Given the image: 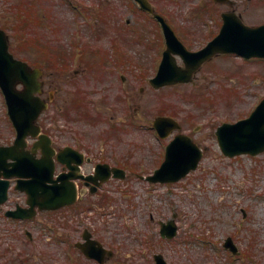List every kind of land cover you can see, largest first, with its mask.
I'll return each instance as SVG.
<instances>
[{
    "label": "rangeland",
    "instance_id": "374dc122",
    "mask_svg": "<svg viewBox=\"0 0 264 264\" xmlns=\"http://www.w3.org/2000/svg\"><path fill=\"white\" fill-rule=\"evenodd\" d=\"M22 1L27 4L23 20L31 14L29 6L36 17L25 29L18 26L21 19L15 9ZM151 1L194 49L204 46L219 31L223 11L235 10L250 25L264 23V0H235L234 5L214 0ZM131 4L130 0H0V26L10 34L11 50L17 57L45 69L47 98L49 91L56 89L57 101L44 114L46 122L54 119L62 130L66 122L64 107L81 91L94 112L100 104H116L122 110L124 103L115 97L121 89L113 85L120 83L118 75L106 81L104 74L112 68L131 69L135 79L131 103L137 117L150 123L167 103L166 114L179 118L185 131L191 132L204 149L198 168L184 179L157 185L137 179L130 184L121 183L115 192L117 200L95 206L92 220L88 221L96 220L93 226L98 235L118 249V258L111 264H155L153 255L157 252H162L170 264H264V151L229 157L223 154L216 137L220 124L247 117L264 97V59L219 54L198 71L195 85L155 89L149 78L154 76L164 49L163 41L156 40L155 25L159 24ZM99 13L105 18L99 20ZM126 19L132 21L128 26L124 24ZM29 38L31 42L25 44ZM116 38H120L118 46ZM43 51L61 56L54 60V70ZM112 53L119 61L130 60L114 64ZM79 55L84 58L76 60ZM103 57L106 62L101 63ZM90 61L100 70L90 72ZM62 62L69 63L66 70L60 68ZM96 73L103 78L99 79ZM203 95L212 101L200 103ZM74 112L80 113L76 109ZM82 124L91 132L102 128L91 126L85 119ZM131 137L137 169L151 173L164 151L163 142L153 131L137 127ZM171 138L163 140L169 142ZM12 139L14 131L0 88V142ZM155 153H160L156 161L152 160ZM105 205L107 209L101 210ZM66 213H61L62 221ZM174 215L179 227L177 236L170 240L161 238L159 220ZM228 236L237 243L240 255H233L224 247ZM14 238L0 237V243L6 241L4 246L0 244L4 251L2 264L66 263L62 246L57 243L44 245L48 259L36 262L37 252L31 241L24 234Z\"/></svg>",
    "mask_w": 264,
    "mask_h": 264
},
{
    "label": "flooded vegetation",
    "instance_id": "af4514ba",
    "mask_svg": "<svg viewBox=\"0 0 264 264\" xmlns=\"http://www.w3.org/2000/svg\"><path fill=\"white\" fill-rule=\"evenodd\" d=\"M64 65L67 66V62ZM89 70L95 71L91 68ZM118 71L119 69L112 68L104 75L106 81L111 80L110 76L118 75L120 83L113 85L121 89V94L115 97L117 102L124 103L122 110L116 104L112 107L100 104L102 108H97L98 111L94 112L81 91L80 96L69 100L64 107L66 122H63L62 130L54 123V119L45 121V112L38 118L37 124L41 127V134L46 137L41 139L40 135L28 136L24 147L20 146L0 156V186L9 184L7 200L0 204V237L14 241L15 235H26L37 252L34 254L36 262L48 259L43 246L49 243L62 246L64 262L66 261L64 264H111L118 258V249L114 245L106 244L98 235L97 228L93 226L96 220L88 221L92 217L87 208L93 211L101 202H115V192L121 183L130 184L136 179L145 181L142 176L150 174H143L140 172L142 169H137L131 137L136 129V109L131 103L135 79L132 78L131 69L120 73ZM96 74L99 79L103 78L101 73ZM55 90L49 91L52 104L57 101ZM42 96L46 97L45 90ZM75 101L81 105H75ZM85 106L90 108L92 115H87ZM74 109L80 113H72ZM84 119L91 126L102 128L97 132L87 131L82 124ZM14 140L15 132L14 139L0 142V145L11 146ZM153 159H157L156 153ZM39 177L41 181H36ZM145 182L158 184L147 180ZM57 185L65 187V192L70 197L71 188L76 187V202L58 210L42 208L54 198ZM15 209L22 210L24 216L16 218L8 213ZM64 211L67 213L64 215L65 221H62L61 213ZM57 221L59 225L55 226ZM88 233L91 235L85 239L84 235ZM91 240L99 241L111 250L103 254V263L76 246L78 242H82L87 248ZM5 242L0 244L4 246ZM9 245L15 246L14 243ZM97 247L98 244L94 243L91 252H95ZM3 254L4 251L0 249V264ZM72 257H75L74 263H70L68 259Z\"/></svg>",
    "mask_w": 264,
    "mask_h": 264
},
{
    "label": "water",
    "instance_id": "95a60500",
    "mask_svg": "<svg viewBox=\"0 0 264 264\" xmlns=\"http://www.w3.org/2000/svg\"><path fill=\"white\" fill-rule=\"evenodd\" d=\"M141 6L152 11L148 0H138ZM229 1L231 0H218ZM155 15L163 22L168 36L169 49L161 64L158 75L153 79L156 87L164 84L189 81L192 74L206 60L217 53L237 52L245 57H264V24L249 26L235 12L223 13L224 24L220 33L208 45L199 51H189L177 38L169 24L163 17ZM172 53H180L187 64L186 69L177 66ZM42 75L40 68H32L26 61L16 59L9 50V36L0 29V86L6 96L9 114L18 130L16 143L24 141L29 134H37L36 119L47 108V102L41 99L36 92L41 90ZM23 84L24 89L18 85ZM156 126L163 136H167L171 129L179 127L171 117H158ZM217 136L222 150L226 155L234 156L241 153L257 154L264 150V100L258 105L252 115L238 123H224L218 128ZM15 148L8 147V150ZM5 147H0L2 152ZM202 156L198 145L186 135H179L168 146L167 157L162 167L152 179L178 180L185 176L191 169L196 168ZM7 185L4 187L6 198ZM57 191V189H56ZM3 202V201H0ZM72 202L71 200L57 198L47 208H59ZM163 235L173 237L177 233L174 220L163 224ZM227 246L235 249L228 240ZM236 250V249H235ZM157 264H168L162 254L155 255Z\"/></svg>",
    "mask_w": 264,
    "mask_h": 264
},
{
    "label": "trees",
    "instance_id": "16d2710c",
    "mask_svg": "<svg viewBox=\"0 0 264 264\" xmlns=\"http://www.w3.org/2000/svg\"><path fill=\"white\" fill-rule=\"evenodd\" d=\"M29 19H33V16L29 15L28 18H25V22H26V23H30ZM23 25L26 27L25 24H23ZM27 44H29V43H27Z\"/></svg>",
    "mask_w": 264,
    "mask_h": 264
}]
</instances>
